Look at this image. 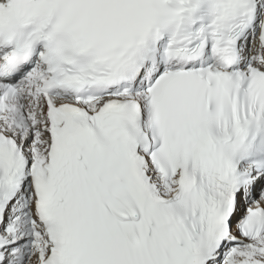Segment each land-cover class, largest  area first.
I'll return each instance as SVG.
<instances>
[{
	"label": "snow or ice",
	"instance_id": "obj_1",
	"mask_svg": "<svg viewBox=\"0 0 264 264\" xmlns=\"http://www.w3.org/2000/svg\"><path fill=\"white\" fill-rule=\"evenodd\" d=\"M0 264H264V0H0Z\"/></svg>",
	"mask_w": 264,
	"mask_h": 264
}]
</instances>
